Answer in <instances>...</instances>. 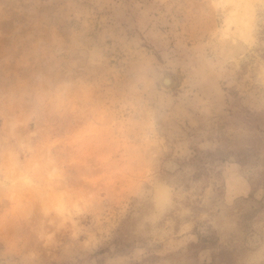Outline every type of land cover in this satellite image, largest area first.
Returning a JSON list of instances; mask_svg holds the SVG:
<instances>
[{"label": "rangeland", "instance_id": "374dc122", "mask_svg": "<svg viewBox=\"0 0 264 264\" xmlns=\"http://www.w3.org/2000/svg\"><path fill=\"white\" fill-rule=\"evenodd\" d=\"M0 264H264V0H0Z\"/></svg>", "mask_w": 264, "mask_h": 264}]
</instances>
